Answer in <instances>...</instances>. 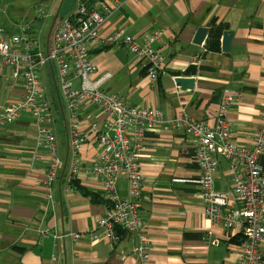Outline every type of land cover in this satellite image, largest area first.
<instances>
[{"label":"crops","instance_id":"obj_1","mask_svg":"<svg viewBox=\"0 0 264 264\" xmlns=\"http://www.w3.org/2000/svg\"><path fill=\"white\" fill-rule=\"evenodd\" d=\"M81 2L100 9L103 2L113 0H31L16 6L28 14L25 22L2 26L10 32L29 26L42 46H47L54 27L72 15ZM39 3L45 4L43 18L36 13ZM213 21L233 31L229 51L222 49L223 33L220 49L207 48ZM200 26L209 27L202 45L193 42ZM119 27L139 39L144 33L164 29L155 46L166 60L154 84L144 63L128 49L118 46L95 51L100 47H93L89 55L98 68L97 76L112 75L105 83L107 91L125 96L131 105L157 108L165 119L175 117L181 106L185 107L191 116L211 127L216 125L222 97L230 91L234 99L228 110L232 139L244 144L253 141L264 114V0H125L109 15L101 33L108 36ZM198 57L202 67L193 90L180 91L175 78L185 74ZM50 69L48 66L41 76L53 86L50 96L57 115L55 130L63 167L49 192L44 185L49 155L38 145L33 119L23 115L0 126V264H238L243 232L214 224L204 214L200 170L193 158L195 139L183 128L153 130L143 139L140 167L146 180L140 212L150 238L149 261H143L134 250L130 232L119 229L122 236L115 243L99 232L98 219L109 201L102 181L87 177L69 180L73 153L65 122L66 105L52 78L56 70ZM2 83L0 99L5 92L6 100L0 101V108L23 93L22 80ZM80 119L86 140L79 156L88 165L100 153L96 132L103 127L104 113L93 105ZM217 158L215 189L234 198L230 162L221 155ZM117 190L121 196L128 193L126 175L118 177ZM72 232H98L100 236L75 240L69 235ZM262 253L264 256V245Z\"/></svg>","mask_w":264,"mask_h":264},{"label":"built area","instance_id":"obj_2","mask_svg":"<svg viewBox=\"0 0 264 264\" xmlns=\"http://www.w3.org/2000/svg\"><path fill=\"white\" fill-rule=\"evenodd\" d=\"M124 2H103L100 9L88 7L83 2L76 4L74 13L62 18L54 27L47 46H42L29 26H22L16 32L0 27V81L22 80L23 87L20 98L0 108V126L13 123L23 115L33 119L38 145L49 155L44 185L50 192L63 160L55 130L57 115L41 73L44 74L48 66L52 72L56 70L52 78L66 105L65 122L73 153L68 164L69 180L75 182L80 177H87L102 181L109 204L98 219L99 232L114 243L122 236L119 229L130 232L134 250L145 262L150 259V238L140 212L146 180L140 167L145 151L143 139L153 130L185 129L195 139L193 158L200 170V201L204 214L214 224L241 228L244 239L238 264H264V114L253 141L244 144L232 139L233 124L228 119V110L234 99L230 91L222 97L214 127L191 116L185 107L181 106L175 117L165 119L157 108L131 105L125 96L107 91L105 83L112 75L108 72L97 76L98 68L89 55L93 47L128 49L144 63L154 84L163 72L166 60V55L155 46L164 35V29L144 33L141 39L124 27L108 36L102 35V27L109 15ZM36 13L40 18L45 16L44 3L36 6ZM198 59L195 63L200 69L202 59ZM93 105L104 113L103 127L96 132L101 149L99 156L86 165L79 156L86 140L80 117ZM217 155L230 162L234 198L227 191L215 189ZM120 175H126L128 180V193L124 196L117 190ZM100 233L72 232L69 235L75 240L97 239Z\"/></svg>","mask_w":264,"mask_h":264},{"label":"water","instance_id":"obj_3","mask_svg":"<svg viewBox=\"0 0 264 264\" xmlns=\"http://www.w3.org/2000/svg\"><path fill=\"white\" fill-rule=\"evenodd\" d=\"M209 33L208 26L198 27L193 42L198 45L205 43ZM233 37L232 30H224L222 37V49L223 51H229L231 49V40ZM198 73V66L196 63H191L185 69V74L177 76L175 82L178 84L180 91H189L193 90L196 82V75Z\"/></svg>","mask_w":264,"mask_h":264},{"label":"rangeland","instance_id":"obj_4","mask_svg":"<svg viewBox=\"0 0 264 264\" xmlns=\"http://www.w3.org/2000/svg\"><path fill=\"white\" fill-rule=\"evenodd\" d=\"M30 2H31V0H0V27H6V26H2V25L12 26L13 25L12 21H17L20 23L25 22L27 20L28 14L25 12V10H22L20 8H16V6L20 5L21 3L22 4H28ZM8 3H10V4L7 7L6 4H8ZM48 83L49 84H47V80H45L44 85H45V87L48 85V87H46V88H49L50 89L49 91H51V92H49V94H52V93H54L53 92V86H51L50 81ZM5 100H6V95L4 92L1 96L0 101L4 102Z\"/></svg>","mask_w":264,"mask_h":264},{"label":"trees","instance_id":"obj_5","mask_svg":"<svg viewBox=\"0 0 264 264\" xmlns=\"http://www.w3.org/2000/svg\"><path fill=\"white\" fill-rule=\"evenodd\" d=\"M226 27L225 24H216L215 21H213V26L211 28V32L209 34V38L207 40V48L210 50H218L220 49V38L221 35L224 31V28ZM109 47H100L98 49H96L95 51L98 50H103ZM85 191V190H84ZM86 194H89V192H86Z\"/></svg>","mask_w":264,"mask_h":264}]
</instances>
